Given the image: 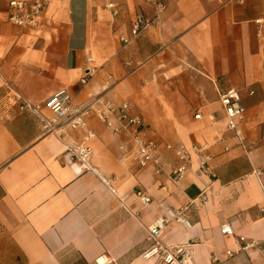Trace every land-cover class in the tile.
I'll return each instance as SVG.
<instances>
[{"label":"crops","instance_id":"crops-1","mask_svg":"<svg viewBox=\"0 0 264 264\" xmlns=\"http://www.w3.org/2000/svg\"><path fill=\"white\" fill-rule=\"evenodd\" d=\"M10 1L0 0V264H96L101 255L106 264H151L144 258L149 228L169 209H183L189 224L171 221L162 240L187 245L195 264L259 256L264 22L256 21H264V0H39L36 28L8 22ZM139 14L152 22L133 38ZM91 67L96 73L83 86ZM63 87L75 103L128 102L158 144V163L139 166L130 135L114 133L95 115L88 119L93 169L70 163L63 142L45 136L41 119L20 109L29 101L49 115L45 102ZM232 88L246 109L239 134L219 101ZM83 137L72 130L67 139ZM180 145L191 161L175 183L170 173L183 163ZM138 190L152 201L141 203ZM225 223L235 237L222 234ZM245 243L253 245L242 250Z\"/></svg>","mask_w":264,"mask_h":264},{"label":"built area","instance_id":"built-area-1","mask_svg":"<svg viewBox=\"0 0 264 264\" xmlns=\"http://www.w3.org/2000/svg\"><path fill=\"white\" fill-rule=\"evenodd\" d=\"M157 6L163 7L160 3H157ZM108 8L112 9L114 15H118V6L114 2L109 3ZM43 9L44 3L39 0H11L7 20L20 27L36 28L40 23ZM151 22L144 15L139 14L132 25L131 36L136 38L141 35L150 26ZM256 22L262 24L264 21L260 19ZM121 40L124 43L130 41L125 37H122ZM95 73V67L88 68L80 78L81 85H87ZM219 101L228 120L229 129L237 130L239 134L237 121L243 118L246 109L241 103L238 90L232 88L221 93ZM45 107L49 110V115L43 112V107L39 104L29 101H22L20 104L21 110H27L41 119L42 132L45 136H53L63 142L64 156L70 163L80 165L82 169H93L91 165L93 148L90 141L95 137V132L88 126V119L91 115H95L114 133H128L130 135L134 143L130 151L135 156L139 166L146 167L158 163L155 156L158 144L147 139L143 118L131 113V106L128 102L116 105L102 98L91 97L87 102L75 103L74 96L68 88L63 87L52 93L46 100ZM201 116V114H197L196 118L199 119ZM209 117L215 121L213 116L210 115ZM72 130H83V139L81 141L72 138L67 139ZM121 149L124 153L128 152L123 144ZM192 150L197 152L202 148L193 146ZM178 154L183 163L170 173V179L175 183L185 177L191 161V153L186 146L180 145ZM156 173H161L160 167L156 169ZM136 196L143 204H149L152 201L151 197L141 190L136 191ZM182 210L169 209L167 215L159 217L149 228L151 247L144 254V258L151 261V264H195L192 252L187 245H167L162 240V233L171 221L181 220L187 225L189 224V221L182 216ZM221 232L225 237H235L234 229L230 224H223ZM240 240L245 241L243 237H240ZM252 245L253 243H245L241 249L246 250ZM234 253V251L227 250L229 257H232ZM214 260L216 261L217 257H214ZM108 262L109 259L106 255H101L96 259V264H106Z\"/></svg>","mask_w":264,"mask_h":264},{"label":"rangeland","instance_id":"rangeland-1","mask_svg":"<svg viewBox=\"0 0 264 264\" xmlns=\"http://www.w3.org/2000/svg\"><path fill=\"white\" fill-rule=\"evenodd\" d=\"M256 261L259 264H264V247L261 249L259 256H242L237 264H256Z\"/></svg>","mask_w":264,"mask_h":264}]
</instances>
